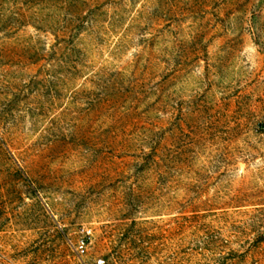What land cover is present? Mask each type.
<instances>
[{
	"label": "rangeland",
	"instance_id": "374dc122",
	"mask_svg": "<svg viewBox=\"0 0 264 264\" xmlns=\"http://www.w3.org/2000/svg\"><path fill=\"white\" fill-rule=\"evenodd\" d=\"M49 4L0 32V264H264V0Z\"/></svg>",
	"mask_w": 264,
	"mask_h": 264
},
{
	"label": "trees",
	"instance_id": "16d2710c",
	"mask_svg": "<svg viewBox=\"0 0 264 264\" xmlns=\"http://www.w3.org/2000/svg\"><path fill=\"white\" fill-rule=\"evenodd\" d=\"M50 1L51 0H0V32H4L6 35L17 34L22 27L32 23L31 19L36 18L38 20L37 17H39V12L41 13L44 10L50 9ZM38 22L39 26L36 25V27H38L39 30L49 28L48 24H43L39 20ZM89 27L91 28L92 26ZM65 28L64 30L61 29L60 32H53L56 34L58 40V43L55 45V54H60L61 63L77 69L79 61L74 59V56L70 55L68 51H75L77 48L73 46L74 43L70 42L73 40L70 36L75 33L78 26ZM64 43H67L69 46H63ZM67 48L69 49L65 52ZM153 158H155V156H153ZM182 219L181 227L183 228L186 236L189 232L195 236L200 224V216L197 214L188 215L184 212Z\"/></svg>",
	"mask_w": 264,
	"mask_h": 264
}]
</instances>
